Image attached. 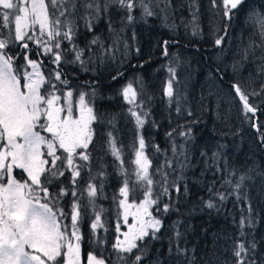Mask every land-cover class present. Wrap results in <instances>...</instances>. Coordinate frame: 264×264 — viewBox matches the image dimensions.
Segmentation results:
<instances>
[{"label":"trees","instance_id":"trees-1","mask_svg":"<svg viewBox=\"0 0 264 264\" xmlns=\"http://www.w3.org/2000/svg\"><path fill=\"white\" fill-rule=\"evenodd\" d=\"M45 1L49 4L51 0ZM74 2L73 11L71 0H57L51 17L63 22L65 17H60V13L69 10L67 19L74 21L72 49L75 45L76 50H83L84 65L72 57L73 50L61 37L62 60L58 68L67 87L84 93L95 90L96 95L87 99L98 119L92 123L93 141L86 150L89 160L75 162L82 166L75 184L72 169L64 167V175L46 186L56 201L55 208L65 213L66 222L70 223L73 204L79 205L81 264H87L89 253L106 262L118 257L114 248L116 224L121 215L119 202L125 199L119 190L126 180L136 183V191L128 197L131 202L140 201L147 191L139 187L135 178V152L140 138L145 140L144 154L154 180L151 198L158 199L160 212L156 205L150 209L155 218L162 220L159 239L146 238L150 242L141 264H238L239 258L234 255L237 245L243 243L249 249L252 242L256 247L242 253L244 264H264V133L260 135L248 127L241 114L243 105L233 89L239 78L238 69L249 67L258 73L256 64L262 60L249 55L240 66L234 64L231 56H227V61L222 57L230 50V31L236 36L234 27L244 26L240 16L248 5L243 4L236 10V17L229 20L222 12L223 0H217L215 5L212 0H152L150 7L155 15L142 19L141 9L136 8L132 12L135 20L129 24V13L118 10L117 5L96 20L84 7L89 0H83V5L80 0ZM194 19L195 36L190 24ZM227 20L230 24L226 27ZM109 23L115 31H110ZM88 24L92 25L91 30ZM221 37V45H215ZM95 38H99V43L91 44ZM170 67L175 69L174 79ZM118 73L123 75L113 80ZM214 73H218L223 84L232 86L237 101L230 112L218 109L213 94L207 96L206 88L214 82ZM170 80L174 93L171 99L164 94ZM128 83L138 93L136 104L141 107L135 110L147 113L141 114L143 126L136 124L129 112L133 106L123 99L122 88ZM248 102L254 106L252 99ZM180 132L188 135L182 137ZM110 140L115 143L119 158L113 155ZM174 144L184 147H177L174 153ZM214 152L218 153L215 160ZM14 174L25 180L21 170ZM241 176L246 179L237 189L234 186ZM89 184L97 189L94 197L88 196ZM165 187L168 192L161 195ZM61 188L67 192L62 197L57 196ZM73 192L77 193L75 198ZM216 193H223L226 199L221 201ZM209 199L215 203L211 209L205 206ZM164 204L171 205L167 213L163 212ZM96 213L101 215L102 227L93 230ZM177 231L182 233L178 240ZM177 247L185 249V253L178 254ZM141 249H145L143 244ZM136 255H141V251L119 252L121 257H130L129 264H133ZM116 264L122 262L117 258Z\"/></svg>","mask_w":264,"mask_h":264},{"label":"snow or ice","instance_id":"snow-or-ice-1","mask_svg":"<svg viewBox=\"0 0 264 264\" xmlns=\"http://www.w3.org/2000/svg\"><path fill=\"white\" fill-rule=\"evenodd\" d=\"M61 3L70 2V0H60ZM72 10H75V2ZM160 0H157L159 3ZM213 5L217 0H212ZM246 0H223L224 13L223 15L231 20L232 10L240 8ZM53 6L57 0H51ZM152 0H89L84 5L86 11L93 19H100L101 14H106L113 5L118 6V10H127L129 13L126 17L130 24L134 22L135 17L132 12L136 8H140L141 18L151 17L155 12L150 7ZM0 12L2 16V24L0 28L9 25L11 17H15V38L14 40L0 39V264H60L62 258L63 264H81V236L78 234V220L80 217L79 205L74 203L71 214V231H68L67 225H62L61 220L65 218V213L62 209L55 208V199L49 192L46 184H51L53 180L64 175V171H58L57 161L63 162L66 159V168L72 169V181L75 184L76 178L80 176L78 170L81 165H75L74 157L78 156L82 161H88L89 155L87 149L93 141V132L91 125L98 119L94 106H90V101L86 102L87 97H94L95 90L91 93L81 92L78 100L74 103V92L69 90L63 95L56 94L57 85L52 83L51 79H46L40 72V65L34 60L29 59L25 55L26 64L17 68L15 66V58L6 54L5 49L10 43L31 41L32 35L28 32L35 25H39L40 33L43 35L47 32L49 40L45 42L44 51L52 53L54 49H60L61 43L57 37H63L69 42L73 39V23L68 20V9L60 13V17H65V25L67 31H60L61 23L58 17L55 21H51L47 10L45 0H0ZM195 16V14H194ZM246 17L259 24V34L262 43L259 45L264 49V13H257L249 10L246 12ZM167 21V17L164 18ZM124 18L122 17V21ZM193 27V35L197 34L195 19L190 22ZM167 26V25H166ZM87 27L91 30L92 25ZM171 27V26H170ZM110 31H115L109 23ZM120 31H123L121 29ZM226 31V29H225ZM2 34V33H0ZM118 39V37H117ZM224 37L215 40L216 45H221ZM40 41L37 40V43ZM99 43V38L93 39L91 44ZM165 41V45H167ZM23 48L27 49L28 44L23 43ZM128 45L125 44V48ZM250 49L255 50L257 45L250 43ZM75 51V60L81 61L83 67L84 62L81 60L83 50ZM53 63L59 64L62 60L60 52H55ZM164 55L167 56V48L165 47ZM248 51H245L244 58L247 59ZM264 61V55L260 57ZM31 67L32 71H21L22 68ZM86 70V69H85ZM260 70L264 72V63L261 64ZM169 73L172 78L175 77V69L169 68ZM123 75L118 73L113 76V80L118 76ZM62 73L55 72V80L60 81L67 86V81H61ZM23 81V82H22ZM136 83H139L137 80ZM51 86V91L44 94L41 93L43 85ZM235 87V92L239 95L241 101L244 102V111L255 112L256 109L249 105L248 96L241 91L239 86ZM141 95L143 90L141 89ZM164 94L170 99L173 97L172 81L164 90ZM123 99L132 104L129 109L132 117L135 118L138 126H143L144 120L141 114L147 116V113L138 112L137 108L141 105L136 104L138 93L133 88L132 83H128L122 88ZM252 95H256L255 92ZM149 99H151L149 97ZM63 100V103H61ZM143 101L141 102V104ZM177 112H180L179 100H177ZM191 115V113H189ZM40 129L38 131L37 129ZM191 130L189 129V132ZM41 132L51 134V139L42 135ZM167 135L171 136L172 133ZM180 136L188 135L186 132H180ZM111 137V133H109ZM111 151L114 156L119 158V152L115 147V143L110 140ZM63 150L66 157L61 154L57 155V148ZM177 147L183 149V145H173L174 153ZM46 148L47 152L42 149ZM145 140L140 138L139 149L135 152V164L137 166L135 172L136 181L139 182V187L147 188L144 192V199L136 204L128 202V197L134 193L137 188L136 183H131L126 180L123 187L120 188V193L125 199H121L119 204L123 209L124 221L127 222L128 217L133 218V224L128 226V231L123 233L124 239L117 237V242L114 248L118 250V259L125 262L130 257H121L119 252L133 253V250L141 251V255H136L133 264H141L143 256L147 255L146 245L151 240L159 239L157 233L161 231L162 220L152 216L149 207L157 206V212H160L158 199H152L154 180L149 175L150 161L144 154ZM83 149L84 151H79ZM181 154H183L181 152ZM50 157L49 160L44 159V156ZM218 158V153H212V159ZM14 169H21L27 173V180L20 182L13 176ZM246 177L241 176L235 184V188H241V185ZM6 181V182H5ZM230 183V181H228ZM179 191V188H177ZM212 190L210 189V192ZM168 188L165 187L163 194H167ZM66 189L61 188L57 196L66 195ZM75 198L77 193H72ZM97 195V189L94 185L89 184L88 196L94 197ZM219 199L223 201L226 196L223 193H216ZM43 201V202H42ZM89 203H93L89 201ZM205 206L209 209L215 207L212 199H209ZM135 209V211H132ZM171 205L164 204L163 212L170 211ZM101 215L96 213L95 221L91 224V228L96 230L102 227ZM244 221H241L243 225ZM175 228L176 225H173ZM149 229L152 231L150 232ZM119 231V225H117ZM182 233L177 231L175 237L178 240ZM138 242H141L138 244ZM141 244L145 249H141ZM256 244L252 242L249 249H246L245 244L237 245L234 255L239 258L238 264H244V256L250 249H254ZM178 254H184L185 249L177 247ZM46 259H44V258ZM87 264H105L104 259H98L92 253L87 256Z\"/></svg>","mask_w":264,"mask_h":264},{"label":"rangeland","instance_id":"rangeland-1","mask_svg":"<svg viewBox=\"0 0 264 264\" xmlns=\"http://www.w3.org/2000/svg\"><path fill=\"white\" fill-rule=\"evenodd\" d=\"M80 2H82L81 5H83V0H80ZM45 3L47 5L49 18L51 21H53L52 20L53 17H51V16L54 14V6L52 5L51 1L49 4L46 1H45ZM244 4L248 5L241 12V16H240L242 22H244V26H242L240 28H238L236 26L234 27V32H237L236 36H234L233 32L230 31V36H229L230 40H228L229 42H231L230 47L228 45L230 50L228 53L225 54V56H222L224 60L227 59V56H231V59L234 61V64L235 65H241V66H242L244 60H246V59H244V55H245L246 50L248 51V56L252 55V57L255 60H257L258 58L260 59V57L262 55H264V49L259 47V45L262 43L261 36L259 34V24L254 23L253 21L249 20L246 17V12H248L249 10H252L253 12H257V13H264V0H246V2ZM224 10L225 9L223 8L222 9L223 13H224ZM2 11L3 10L0 9V12H2ZM232 11L234 14H230L231 18H235L236 14H237L236 10L235 11L232 10ZM226 18H228V17H226ZM2 22H3L2 16H0V24H2ZM229 24L230 23L227 20L226 27ZM64 26H65V28H63ZM59 28H60L61 32L68 30L66 25H65V21L60 23ZM0 33H2V34H0V39L14 40V38H15V17H14V15L11 17L8 26L0 28ZM28 34L33 36V39L31 41L25 39L24 41H18L15 43H10L8 45V47L5 49L6 54H9V55L12 54L13 55L15 52H18L20 54L19 57L16 60H14L15 66L17 68H21V66L26 64L25 55H27L29 57V59L36 61L38 63V65H40L39 70H40L41 74L46 79L50 78L52 83L57 85L58 91L56 94L62 96L63 93H65L69 90V87H67L66 85H64L60 81L55 80V72L59 71V68H57L56 66H58L59 64L57 65V64L53 63V60L55 59L54 53L55 52L61 53L60 49H54L52 53H46L44 51L45 42H47L49 40V37L47 35V32H45L43 35H41L39 25H35L33 29H30ZM61 37H57L56 39H58L62 45ZM37 40H39L40 42L37 43ZM66 42H67V45L69 47V50H72L71 42H69L68 40H66ZM23 43L28 44L27 49L23 48V46H22ZM250 43H255L257 45L255 50L250 49L248 47ZM19 46L21 49H19ZM217 46H219V45H217ZM253 52H256L255 55L253 54ZM73 53H74V55H72V57L75 59V51H73ZM214 58L217 59L216 56H214ZM262 63H264V61H261V62L258 61V63L256 64L258 66V71H260L258 73L252 71L249 67L248 68L242 67L243 68L242 70L238 69L240 77L238 78V81L236 82V84L238 83V86L241 88V91L244 92L248 96V100H249V98L253 100V104H254L253 107L256 109V111L258 109V112H257L258 120L256 123V127L258 130L256 131V133L259 132L260 135H262L264 133V72H262L260 70V66ZM25 70L29 71V72L32 71L31 67L21 69V71H25ZM214 75H215L214 82H210V84H208V89L206 88L207 96L209 94H213L214 100L216 101L218 109L224 108V109H226L227 112H230L229 110H233V105L237 101L235 96H234V93L232 91V86H227L226 84H223L218 77V73H214ZM61 81H62V79H61ZM167 86L168 85H166V87ZM70 89L73 90V92H74V98L73 99H74V103H75L78 100L79 94L81 92L78 91L77 89H73V88H70ZM49 91H51L50 85L45 84L42 86V88H41L42 94L49 92ZM253 92H255L256 95H252ZM87 101H88V99L86 98V102ZM256 102H258V103H256ZM61 103H63V100H61ZM200 103L201 102L197 103L199 105V107H201ZM90 106H91V104H90ZM130 106H133V105L130 104ZM241 114L244 117H246L245 119H246L247 125H248V127L250 126V128H251V125H252V118L251 117L252 116L249 113H245L243 106L241 108ZM239 117H240V114H239ZM91 128H92V125H91ZM37 130L40 131L39 128ZM41 134L46 136L47 138L51 139V134L46 133V132H41ZM0 147H2V144H0ZM56 148H57V155L63 154L66 157V154L63 153L62 149H59L58 145H56ZM42 151L46 153L47 149L44 148V149H42ZM79 151H84V150L78 149V152ZM43 158L49 160V165H46V166H50L51 158L47 157L46 155ZM77 160H79V157L78 156L74 157V162H76ZM66 163H67L66 159L63 162L57 161V168H60L59 171H64V167H66ZM17 170H21V169H17ZM21 171L23 172V170H21ZM23 174H24V179L27 180V173L23 172ZM13 176L17 181L23 182L22 180L17 179V177L14 174V171H13ZM143 199H144V197L141 200H143ZM140 201H138V202L134 201V203L139 204ZM128 202L131 203V201H128ZM150 207H149V211L152 214ZM120 211H121L120 221L116 224V235H117V237H119V239L123 240L124 239L123 233H126L128 231V226L130 224H133V218L131 216H129L127 222H125L124 216H123V209L121 207H120ZM132 211H135V209H132ZM71 214L69 215L70 216V223L66 222L65 218L60 221L62 225L68 226L69 232L71 231ZM152 216L154 217L153 214H152ZM117 225H119V231H117ZM149 231L151 232L152 230L149 229ZM116 242H117V239H116ZM116 254L118 255L117 249H116ZM126 257H128V256H126ZM42 258H44V257H42ZM113 258L115 260L113 259L109 262L105 261V264H116V260L118 257H113ZM44 259H46V258H44ZM98 259H101V258H98ZM86 263H87V261H86ZM60 264H63L62 258L60 260ZM127 264H129L128 260H127Z\"/></svg>","mask_w":264,"mask_h":264},{"label":"flooded vegetation","instance_id":"flooded-vegetation-1","mask_svg":"<svg viewBox=\"0 0 264 264\" xmlns=\"http://www.w3.org/2000/svg\"><path fill=\"white\" fill-rule=\"evenodd\" d=\"M23 45V44H22ZM19 49H21L20 48V46H19ZM20 51V50H19ZM9 55V54H8ZM19 53L18 52H15L13 55L11 54V56L12 57H14L15 58V60L19 57ZM57 68H58V66H56ZM240 77V76H239ZM238 81V80H237ZM238 86V83L236 84V83H233V86ZM233 89H234V87H233ZM234 91H235V89H234ZM235 94H236V92H235ZM237 97V96H236ZM238 99V98H237ZM239 101V100H238ZM240 102V101H239ZM241 103V102H240ZM242 104V103H241ZM243 105V104H242ZM243 107H244V105H243ZM249 113V112H248ZM250 114V113H249ZM251 116H252V125H251V128L253 129V131L254 132H256L258 129H257V127H256V130L254 129V127H253V119H254V117L256 118V123H257V120H258V114H257V111H255V113L252 115V114H250ZM17 169H15V170H13L14 172L16 171ZM19 171V170H18Z\"/></svg>","mask_w":264,"mask_h":264},{"label":"water","instance_id":"water-1","mask_svg":"<svg viewBox=\"0 0 264 264\" xmlns=\"http://www.w3.org/2000/svg\"><path fill=\"white\" fill-rule=\"evenodd\" d=\"M234 89H235V87H234ZM236 96H237L238 100L244 105V102L240 100L239 95L236 94ZM249 105H250V104H249ZM250 106H251V105H250ZM249 113L253 115L255 112H254V113H253V112H249ZM253 127H254V129L256 130V118H255V117H254V119H253Z\"/></svg>","mask_w":264,"mask_h":264},{"label":"bare ground","instance_id":"bare-ground-1","mask_svg":"<svg viewBox=\"0 0 264 264\" xmlns=\"http://www.w3.org/2000/svg\"><path fill=\"white\" fill-rule=\"evenodd\" d=\"M250 32H251V31H250ZM251 36H252V35H251ZM241 41H242V40H241ZM256 57H257V56H256ZM242 58H243V57H242ZM244 59H245V58H244ZM258 59H259V58H258ZM258 59H257V60H258ZM260 62H261V61H260ZM242 65H243V64H242ZM240 66H241V65H240ZM229 71H230V70H229ZM232 72H233V71H232ZM232 72H231V73H232ZM259 72H260V71H259ZM228 73H229V72H228ZM242 76H243V75H242ZM256 103H258V102H256ZM234 105H235V104H234ZM251 118H252V117H251ZM248 119H249V118H248ZM259 121H260V120H259ZM250 133H251V132H250ZM263 140H264V139H263Z\"/></svg>","mask_w":264,"mask_h":264}]
</instances>
